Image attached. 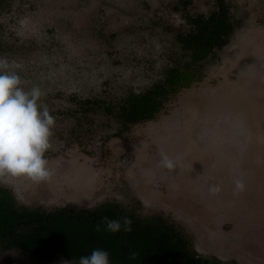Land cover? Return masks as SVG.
<instances>
[{"label": "rangeland", "instance_id": "rangeland-1", "mask_svg": "<svg viewBox=\"0 0 264 264\" xmlns=\"http://www.w3.org/2000/svg\"><path fill=\"white\" fill-rule=\"evenodd\" d=\"M213 1L0 0V57L26 87L46 93L55 117L45 153L52 180L0 184L15 208L83 215L115 206L151 217L148 208L163 199L178 202L187 215L171 203L160 220L190 253L264 264V0H224L241 25L215 58L195 66L203 77L193 86L210 103L200 105L190 87L168 98L154 125L115 116L126 97L190 62L174 37L189 30V16H208ZM162 152L177 161L172 173L158 167ZM236 179L245 184L238 195ZM212 185L221 191L210 195ZM27 257L0 248V264H38Z\"/></svg>", "mask_w": 264, "mask_h": 264}, {"label": "trees", "instance_id": "trees-1", "mask_svg": "<svg viewBox=\"0 0 264 264\" xmlns=\"http://www.w3.org/2000/svg\"><path fill=\"white\" fill-rule=\"evenodd\" d=\"M213 2L214 10L208 16L204 14L189 16L187 19L189 30L185 33H177L174 37L183 54H188L190 57V62L182 65V68H171L160 84L153 85L141 94L126 97L118 107L116 117L125 124L152 120L163 108V103L169 96L177 94L181 88L190 86L195 77L192 72L190 73V68H193L196 73H201L202 66L198 68L195 66L202 61L215 58L216 52L228 44L238 28L233 23L239 22L230 19L224 0ZM185 4L187 1L183 2V5ZM99 105L104 106L102 103ZM103 109L108 113L114 111V107L109 104ZM3 206L5 204L0 202V231L3 239H6V235L10 236L13 229V221L10 219L19 215L16 214L14 217V213L7 214L8 208L6 206L2 208ZM101 213L102 216H95L92 220L85 218L82 223L79 222L80 217H83L80 215L76 216L77 222L66 221L71 217L65 219L61 215H50L46 220L47 226L45 222H42L41 226L36 228L37 231L22 236L23 238L15 241L14 245L42 261L60 256L79 260L82 256L90 255L93 249L100 248L109 253V264H114L123 257L124 261L130 259L133 263L141 255L149 252L153 254L145 255L142 264H173L165 262L160 256V253L167 251L160 248V239L155 241L152 232L143 231V229L128 231L123 221H120L121 226L118 231H110L107 225L113 222L115 214L110 209L103 210ZM35 219H41V217ZM6 228L10 229L8 233L5 232ZM47 235L54 239L49 246L42 244L43 241L49 243L46 239ZM124 245L126 248L123 247ZM40 249L42 250L39 251ZM129 249H131L130 253H122ZM196 264H199L198 261Z\"/></svg>", "mask_w": 264, "mask_h": 264}, {"label": "clouds", "instance_id": "clouds-1", "mask_svg": "<svg viewBox=\"0 0 264 264\" xmlns=\"http://www.w3.org/2000/svg\"><path fill=\"white\" fill-rule=\"evenodd\" d=\"M26 83L13 64L0 57V184L9 185L23 178L39 185L50 182L54 174L45 153L52 147L55 117L43 102L46 93L37 85L26 87ZM158 167L172 172L177 161L162 152ZM244 190V182L236 179L234 194ZM220 191L219 185L208 189L210 195ZM123 224L130 230V220L125 218ZM120 226V222L113 221L107 228L118 231ZM57 264L71 261L61 258ZM78 264H109V253L93 249L90 255L80 257Z\"/></svg>", "mask_w": 264, "mask_h": 264}, {"label": "flooded vegetation", "instance_id": "flooded-vegetation-1", "mask_svg": "<svg viewBox=\"0 0 264 264\" xmlns=\"http://www.w3.org/2000/svg\"><path fill=\"white\" fill-rule=\"evenodd\" d=\"M228 12H229V8H228ZM229 17H230V19H233L235 22H239V23H233V24H235L238 27L236 29L239 30L240 29V25H241V21L236 20L233 17H231L230 12H229ZM202 62H205V61H202ZM187 71L189 72V70H187ZM192 73L194 74L195 77L191 81L190 86L189 87H185V88H181V89L194 87L193 85L195 83L199 82L202 79V77H203L202 74L197 75L196 71H194V70L192 71ZM212 86L213 85H211V87ZM202 87H208V85L204 84V85H202ZM194 88H195V91H196V96L193 97V98H196L200 105H202L201 103H210L209 99L203 97V95L206 96V93H202L201 87L198 88V89H196V87H194ZM180 90H178V92ZM165 102L163 103V106L166 104ZM177 103H179V102H177ZM170 105L171 104H168V108L170 107ZM210 105H212V103ZM209 108L211 109V111L213 109V112H212L213 116H219V113H220L219 109H216L215 106H213V108H212V106H209ZM193 114H194L195 117L199 118L200 114H199L197 109H195ZM172 118L173 117L164 119V121L170 122ZM148 121L150 123L153 122V125H154V123H157L159 121V119L157 121H155V122H154L153 119L152 120H148ZM150 123H148L147 126ZM169 173H172V172H169ZM185 195H187V194H185ZM162 197H164V196H162ZM156 201H159V200H156ZM0 202L2 204L4 203L5 206L8 208V210L6 209L7 214L8 213L9 214H13L14 213L15 214L14 217H16V214L19 215V217H16L14 219H10L11 221H13V223H12L13 229L11 230V235L10 236L6 235V239H3L1 231H0V248L1 247L3 249L4 248H11V249H17L19 251H23V253L27 254V256H28L27 258L29 259L30 262L38 263V264L57 263L58 260L61 259V258L67 259V260H69L71 262H74L75 264H78L79 260L72 259V258H66L64 256H60V257H55V258H46V260L42 261V260H39L38 258H36L35 256H31V254H29L26 250L24 251V250L16 247L14 245V242L18 241L19 238L22 239L24 236H27V235L32 234L33 232L37 231L36 228L40 227L42 222H45V226H47L48 223L46 222V220H47L48 216H50V215H55V216H60L61 215L65 219L68 218V217H71L70 220L66 219L67 222H70V221L71 222H77V220H76L77 217L76 216L80 215V216H83V217H80V221H79L80 223H82L85 218L88 219V220H92V219L95 218V216H102L101 211H95V212H92L90 214L81 215L79 213L70 214V213L65 212L62 209L57 210V211H50V212H46V213L39 212V211H37L38 209L29 210V209H26V208H22L23 210H20V209L14 207V204H13L12 200L8 197V193H7V191H5V189H3V190L0 189ZM140 202H141L142 206L146 205L142 201H140ZM169 202L168 201H164V199H163V202L159 203L160 206L158 205L156 207H153L152 209L148 208L149 213H150V211L153 212V216H151V217H145L142 212H138V211H134V213L131 212L129 214H125L121 210L119 211L118 209H115V206H113V209H110V211H112L115 214V218L112 219V220L120 222V221H124L125 218H127L128 220L131 221V227H130V230H128V231H138L140 229H143V231L152 232L155 241L160 239L159 240L160 241V248H162L163 251H167L166 253H160V256L162 257V259L165 262H167V263L189 264V262H191V264H196V262L198 261L199 264H224L222 261L217 262L218 260H220L221 257L219 258V256H217V254L214 252V250H213V252L215 254L214 255L215 257H213V261H211L210 258H207L208 257L207 254H209V253H206V252L204 253V252H201V251H199L197 249H195V253L197 252L200 255H196V254L190 253L188 251L189 249L186 246L187 240H185L180 235H178L173 230V228L171 226H163L162 221L160 220V218L162 216H164V215L165 216H169V211H167V208H170V209L172 208L171 203L173 204V207L175 206V209H178L180 212H183L185 215H187L186 210L182 208V204H180L178 202L175 203V202H172V201H169ZM5 206H3L2 208H4ZM147 206H149V205H146V207ZM24 215H28L29 217L28 216H24ZM22 216H24V217H22ZM39 216L41 217V219H35V218H39ZM9 230H10L9 228H6L5 232L8 233ZM210 232H212V231H210ZM211 237L214 238L215 235H213ZM46 239H47V241L49 243H45L43 241L42 242L43 245L49 246L51 243H53L52 241L54 239L51 238L50 236L47 235ZM123 247L126 248L125 245ZM41 250L42 249H40L39 251H41ZM130 252H131V249L127 250L126 252H122V253L128 254ZM122 253H120V255H122ZM152 254H153L152 252L145 253V254L141 255V257H139L133 263H132V261L130 259L124 261V257H123L118 262H116L114 264H142L144 256L145 255H150L151 256ZM216 258H218V259H216ZM145 262H146V260H145Z\"/></svg>", "mask_w": 264, "mask_h": 264}]
</instances>
